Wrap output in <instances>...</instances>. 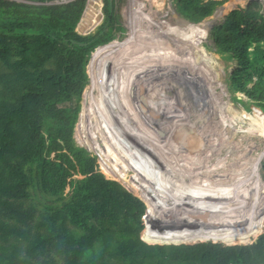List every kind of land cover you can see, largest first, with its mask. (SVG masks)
<instances>
[{"label":"trees","instance_id":"trees-1","mask_svg":"<svg viewBox=\"0 0 264 264\" xmlns=\"http://www.w3.org/2000/svg\"><path fill=\"white\" fill-rule=\"evenodd\" d=\"M31 1L21 4L0 0V264H264V235L248 244L227 246L204 241L180 245L201 239L167 231L155 237L147 227L143 234L147 243L177 245H149L141 239L145 203L120 182L104 175L97 156L75 140L74 129L90 79L73 70V59L82 52L94 53L96 46L113 37L112 27L107 23L110 13L107 12L96 32L82 35L76 27L86 0L66 4H58L56 0ZM176 1L181 14L192 21L209 18L220 4L217 0ZM247 25L252 33L246 39L239 38L235 31ZM105 28L108 31L103 35ZM212 31L215 49L230 54L237 66L229 74L231 91L242 92L264 110V15L233 8L212 26ZM114 47H103L96 54L99 67L105 69L104 75L109 78L114 76L109 75L112 67L107 66ZM119 94L120 106L124 107L128 98H122L120 91ZM133 95L130 101L134 104ZM103 98L109 101L114 98L109 86ZM108 111L111 109L104 105L103 114L98 111L93 114L97 121L96 125L92 121L97 147L102 145L99 147L102 149L115 142L118 158L138 155L136 146H120V141L106 131L103 116L107 121ZM230 118L231 129L241 127L237 119ZM239 118L244 120L240 114ZM108 123L112 126V122ZM221 125L228 126L226 122ZM217 135L224 140V134ZM233 138L234 133L228 144L234 142ZM197 155L206 159L201 152ZM157 160L151 158L150 165L154 167L151 169L143 163L148 170L143 176L147 187H153L156 177L159 196L167 198L166 189L176 197L178 192L165 188L164 181L153 170ZM259 161L254 165L259 167ZM202 171L204 168H198L199 178L189 173L187 182L192 188L205 190H210L212 184V192L221 194L219 187L209 182L214 175L212 167L206 166L205 172ZM247 189L251 192L253 187L249 184ZM198 197L203 205L216 199L203 193ZM179 198H174L178 202L167 200L164 207L161 200H154L156 207L173 221L164 219V226L175 222L183 230L208 237L215 233L216 227H224L221 224L224 218V221L231 219L218 220L215 210L188 211L185 198ZM228 209L226 213H236L233 222L243 228L236 233L237 240L264 233V217L249 231L248 222L240 219V211L232 206Z\"/></svg>","mask_w":264,"mask_h":264},{"label":"rangeland","instance_id":"rangeland-1","mask_svg":"<svg viewBox=\"0 0 264 264\" xmlns=\"http://www.w3.org/2000/svg\"><path fill=\"white\" fill-rule=\"evenodd\" d=\"M93 1H96V12H93L92 8H88L86 12L85 8L88 5L93 6ZM217 1L220 4L215 7L209 18L192 21L181 14L176 0H86L84 12L76 27L78 31L82 20H86L85 24H82L84 30L82 35L94 33L105 21L107 12L110 13L107 23L112 27L113 37L107 43L96 46L94 50H97L94 53L90 54L93 50L82 52L73 59V70L79 74H86L90 79V84L83 94L79 119L74 129L75 140L79 146L97 156V164L104 175L120 182L145 203L147 210L143 217L145 229L141 236L142 240L147 227L152 229L155 237H160L167 231L176 235L197 236L201 239L183 242L180 245H192L204 241L227 246L248 244L259 235H264L258 232L246 239L237 240L236 233L243 231V228L239 229L240 223L232 220L236 213H226L230 211L228 208L231 206L233 210H239L240 219L243 223L248 222L249 227L246 229L249 231L256 228L264 217V110L252 104L247 97L243 105L235 99L236 95L243 94L240 91H231L229 87V74L237 66L230 54L215 49L212 36V26L221 22L222 16L233 8L264 15V0ZM97 11L101 13L100 19H97ZM106 31L108 28L104 29L103 35ZM235 32L239 38L246 39L252 30L251 26L247 25L243 28L239 27ZM112 46H115L116 50L114 47L107 66L112 67L109 75L114 76L109 78L104 75V72L107 73L105 69L99 67L101 63L98 65L96 54L101 48ZM211 53L216 56L217 61ZM142 80L148 83L154 104L164 107L163 111L156 113L155 116L162 118L164 111L169 113L167 118L164 117V121L150 120L139 109L136 89ZM240 80L242 78H239ZM106 82L107 86H105ZM108 86L113 97L118 101L117 104L116 101L113 102L114 98L110 101L103 98L108 92ZM119 91L123 94L122 98H128L129 101L135 94L134 104L126 101L127 111L125 106H120L122 100L120 102L117 96V94L120 96ZM104 105L111 109V112H106V116L112 122V126L103 116L106 131L113 139L120 141V146L128 145L131 148L136 146L138 155L127 154L128 157L118 158L115 156L117 154L114 150L117 147L115 142L102 149L99 148L102 145L97 147L92 121L97 124L93 116L97 115V111L102 112ZM230 117L237 119L241 127L231 129L233 125L229 123L233 119ZM235 119L234 121L238 123ZM181 122L183 125L188 123L196 131L199 130L200 135L204 137V144L197 150L192 151L189 146H172L175 140L179 143L182 141L177 139ZM222 122H226L228 126L221 125ZM249 130L251 133H248ZM216 133L224 134V140L222 136H219L220 140L214 139L213 134ZM232 133L235 134V138L232 139L234 142L228 144ZM188 134L190 135L188 139L193 137L190 140L193 143L190 144L198 142L193 134ZM210 138L212 140H209ZM151 147H154L152 151L146 149ZM197 152H201L206 159H199L198 155L196 156ZM152 157L154 162L158 159L155 163L156 169L153 170L164 181L165 188L178 192L176 197H174L175 193L171 194L166 189L164 194L168 197H160V190H157L159 180L156 177L152 181L153 187H147L148 184L143 176L148 170L143 163L150 165ZM258 161L259 167L254 165ZM206 166H211L214 174L210 176L209 182L217 185L221 194L212 192V184L209 186L210 190H205L202 187L192 188L187 182L189 173L199 178L198 168H204L202 172H205ZM151 167L154 168L152 165L148 168ZM249 184L253 187L251 192L247 189ZM197 185L202 186V184ZM67 191L68 188L65 189L64 194ZM179 193L185 198L188 211L215 210L217 216L219 209L223 208L217 219L224 217L231 219L224 221V218L221 223L224 227H216L215 233L208 237L183 230L175 222V225L164 226V219L173 221L161 208L156 207L155 201L161 200L164 207L169 202L167 200L177 201ZM200 193L216 199L203 205L199 201ZM220 204L222 208L219 207ZM150 208L151 212H149ZM256 215L259 217L254 219ZM253 219L254 223L249 225Z\"/></svg>","mask_w":264,"mask_h":264},{"label":"water","instance_id":"water-1","mask_svg":"<svg viewBox=\"0 0 264 264\" xmlns=\"http://www.w3.org/2000/svg\"><path fill=\"white\" fill-rule=\"evenodd\" d=\"M86 12H87V7H86ZM100 16H101V13L98 12L97 13V19H100L99 18ZM85 22H86V20H82V22L80 23V27H79L78 31L81 34L84 32L82 24H85ZM136 90H137V97H138V101H139L138 107L142 111V113L145 117H147L148 119L150 118V120H154V121H160V120H163L164 117L165 118L168 117L169 113L165 112V111L162 114V118L155 116L156 113L163 111L164 107L161 105L158 106L157 104H154V102L152 101V93L150 92V90L148 88V83L146 81L142 80V82L140 84H138ZM235 99L240 101L243 105L245 102L246 96L244 94L236 95ZM156 109H158V110L155 111ZM164 110H166V109H164ZM158 119H160V120H158Z\"/></svg>","mask_w":264,"mask_h":264},{"label":"bare ground","instance_id":"bare-ground-1","mask_svg":"<svg viewBox=\"0 0 264 264\" xmlns=\"http://www.w3.org/2000/svg\"><path fill=\"white\" fill-rule=\"evenodd\" d=\"M94 2V1H93ZM92 5V4H91ZM89 8H92V10H93V12H96V1L93 3V6H90L89 5ZM87 10H88V8H87ZM90 14L92 15V13L90 12ZM94 14V13H93ZM190 35V34H189ZM186 37H188V36H186ZM184 40V39H183ZM191 41V40H190ZM181 42V41H180ZM188 42V41H187ZM183 43V42H182ZM185 43V42H184ZM192 43V42H191ZM196 43V42H195ZM188 44V43H187ZM198 45V44H197ZM189 47V46H188ZM191 47H193V46H191ZM135 48V47H134ZM131 57V56H130ZM111 59V58H110ZM130 62V61H129ZM105 68V67H104ZM166 92V91H165ZM168 93V92H167ZM168 98V97H167ZM176 116V115H175ZM185 123V122H184ZM194 126V125H193ZM179 129H178V141L180 140H182L180 143L179 142H176V140L173 142V144H172V146H184V147H188L189 146V148L192 150V151H195V150H197L198 148H200L203 144H204V137H202L201 135H200V131L199 130H197L196 131V129H194V128H192V127H190L189 126V124L188 123H185L184 125H183V122H181L180 124H179ZM187 127H189V128H187ZM165 133V132H164ZM164 133H163V135H164ZM188 133H191V134H193V136H195L197 139H198V142L196 143V146H194V144H190V143H193V142H190V140H192V138L193 137H191V138H189L188 139V137L190 136ZM212 135V134H211ZM214 136H215V138L214 139H219L220 140V138L218 137V135H217V133L216 134H213ZM212 135V136H213ZM166 139V138H165ZM183 140H185V142H183ZM206 140V139H205ZM209 140H212L211 138L209 139ZM218 140V141H219ZM215 142V141H214ZM244 177H246V176H244ZM250 178H252V177H250ZM219 207H221L222 208V205L220 204L219 205ZM223 209V208H222ZM222 209H219V212L222 210ZM219 212H218V214H217V217H219ZM219 220V219H218Z\"/></svg>","mask_w":264,"mask_h":264},{"label":"built area","instance_id":"built-area-1","mask_svg":"<svg viewBox=\"0 0 264 264\" xmlns=\"http://www.w3.org/2000/svg\"><path fill=\"white\" fill-rule=\"evenodd\" d=\"M8 1H13V2H24V3H32L31 0H8ZM74 0H56V3L60 4V3H69L72 2Z\"/></svg>","mask_w":264,"mask_h":264}]
</instances>
